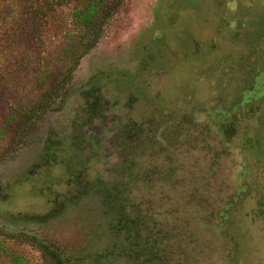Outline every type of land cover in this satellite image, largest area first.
Segmentation results:
<instances>
[{
    "label": "rangeland",
    "instance_id": "1",
    "mask_svg": "<svg viewBox=\"0 0 264 264\" xmlns=\"http://www.w3.org/2000/svg\"><path fill=\"white\" fill-rule=\"evenodd\" d=\"M66 3L43 35L57 65L84 1ZM107 17L67 98L0 154V228L30 264H91L123 241L99 196L118 184L163 222L164 264H264V0H123ZM20 102L0 91V119Z\"/></svg>",
    "mask_w": 264,
    "mask_h": 264
},
{
    "label": "trees",
    "instance_id": "2",
    "mask_svg": "<svg viewBox=\"0 0 264 264\" xmlns=\"http://www.w3.org/2000/svg\"><path fill=\"white\" fill-rule=\"evenodd\" d=\"M83 1L75 13L77 32L68 39L57 65L45 53L43 35L48 14L67 4L66 0H0V91L24 103L23 108L0 119V154L21 134L35 129L57 101L67 98V87L80 60L99 41L107 16L123 4V0ZM91 87L89 79L84 88ZM134 127L127 125L122 133L121 145L128 151H132ZM99 196L105 213L115 219L111 232L121 234L123 241L95 254L91 264H109V255L115 251L133 264H164V224L152 219V204L137 201L126 186L118 184L102 187ZM26 244L33 246L0 228V264H30L23 248ZM53 258L62 264L56 255Z\"/></svg>",
    "mask_w": 264,
    "mask_h": 264
}]
</instances>
